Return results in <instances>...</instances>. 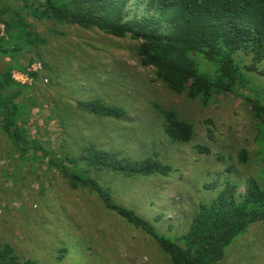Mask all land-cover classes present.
Returning a JSON list of instances; mask_svg holds the SVG:
<instances>
[{"label":"rangeland","instance_id":"1","mask_svg":"<svg viewBox=\"0 0 264 264\" xmlns=\"http://www.w3.org/2000/svg\"><path fill=\"white\" fill-rule=\"evenodd\" d=\"M34 27L46 39L41 59L30 51L19 59L27 74L11 73L16 83L28 86L27 98L34 103L26 125L29 139L52 154L64 138L80 137L97 147L124 149L126 155L143 157L151 149L175 173H182L149 179L92 173L114 203L134 210L158 233L176 237L185 231L182 214L193 202L195 188L225 166L234 167L239 182L258 178L264 186V139L251 108L254 101L264 105V81L259 77L248 74L249 89L236 88L204 106L200 100L172 94L152 68L141 67L137 44L129 38L46 21ZM3 30L0 25L1 36ZM236 58L242 66L249 62L241 55ZM6 63L0 59V70ZM202 68L212 71L206 64ZM29 72L38 74L34 83ZM95 98L124 114L118 120L88 115L87 102ZM154 105L173 110L190 124L193 141L169 143ZM196 146L206 147L209 154H199ZM243 150L246 164L238 159ZM27 158H18L0 130V251L11 249L20 264H171L149 236L107 210L96 194L74 189L57 170L48 169L46 161ZM217 264H264V223L252 224L235 238Z\"/></svg>","mask_w":264,"mask_h":264},{"label":"trees","instance_id":"2","mask_svg":"<svg viewBox=\"0 0 264 264\" xmlns=\"http://www.w3.org/2000/svg\"><path fill=\"white\" fill-rule=\"evenodd\" d=\"M39 21L97 30L116 39L129 38L137 44L139 65L152 68L156 80L169 92L200 100L206 106L213 98L233 93L236 88L249 89L252 79L248 74L264 81V0H0V25L4 28L0 59L8 60L0 70V130L19 159L30 156L27 159L31 161H46V167L57 170L74 189L96 194L107 210L149 236L171 264H217L235 238L252 224L264 223L261 180L239 182L234 167L227 165L212 180H203L200 189L195 188L194 200L182 214L185 231L176 237L162 235L134 210L114 203L98 177L101 173L123 179L182 174L175 173L172 165L163 163L153 150L143 157L126 155L124 149L97 147L80 137L64 138L52 154L29 139L26 125L34 103L27 98L28 86L16 83L11 73L27 74L19 59L30 51L41 59L39 51L46 39L34 27ZM239 55L249 62L242 66L236 58ZM203 64L212 71L203 70ZM28 76L33 83L38 78L35 72ZM96 99L87 102L88 115L118 120L124 114ZM251 108L264 139V105L254 101ZM154 110L169 143L193 141V127L176 112L156 105ZM75 111L81 113L78 105ZM61 122L65 126L63 118ZM195 149L199 154H209L206 147ZM238 159L241 164L247 163L245 150ZM92 173L98 175L93 177ZM159 220L157 217L155 222ZM0 262L20 264L9 248L0 251Z\"/></svg>","mask_w":264,"mask_h":264}]
</instances>
